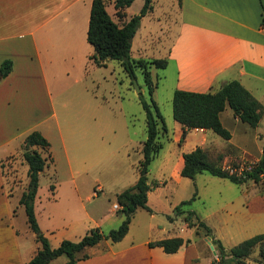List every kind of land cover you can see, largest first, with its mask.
Masks as SVG:
<instances>
[{
    "label": "crops",
    "instance_id": "1",
    "mask_svg": "<svg viewBox=\"0 0 264 264\" xmlns=\"http://www.w3.org/2000/svg\"><path fill=\"white\" fill-rule=\"evenodd\" d=\"M173 1L175 2L172 5H175L177 12L173 21L174 32L169 43L158 53L160 56L152 53L153 45L159 44L160 32L151 33L154 29L151 31L142 24L143 17L151 14L160 30V15L165 16L166 11L162 10L161 14L155 15V0H151V9L139 19V25L131 38L130 56L165 59L164 69L170 65L173 72L170 96L174 88L206 91L217 88L229 79H237L262 104L263 112L258 124L252 127L236 118L231 108L225 104L218 112L221 124L230 133L224 144H231L239 158L257 160L262 144L258 135L264 132V128L260 127L264 119V28L260 23L264 18V0ZM90 2L91 0H0V61L4 58H10L12 61L9 72L0 78V244H8L10 249L7 258L0 260V264L23 263L39 247L33 232V245L26 247L21 242L22 236L12 218L14 207L16 208L14 202H17L22 189L19 193H12L6 186L2 162L7 155L18 149L25 134L32 129H37L49 142V157L46 158L47 163L42 171L46 170V166L53 160L51 127L60 128L51 85L68 80L69 77L79 81L86 73L87 65H96L88 58L92 46L85 38ZM128 6L124 7L122 20H116L118 24L129 18H126ZM141 26L143 31H138ZM139 36L140 42L136 40ZM106 62L107 60L105 64ZM162 76H166L165 72ZM80 116L82 121L89 117V123H82L76 132L70 129L65 137L62 131H59L63 160L69 172L66 182L73 188L77 184L74 174L94 168L96 162L100 161L101 150L105 147L97 119L101 115H95L92 109L90 113ZM208 129L186 128L181 139L190 138L191 149L196 145L205 148L208 139H212ZM181 132V124L174 119L172 136L169 137L167 127L164 136L178 142ZM140 145L141 142L137 147L139 152ZM182 152V149H177L164 154L167 161L168 156H171V162L166 163L167 171H161L160 182L166 183L169 178L179 181L182 176L179 174L183 162ZM223 157L228 158L226 154ZM134 169L132 183L137 177L136 164ZM248 180L242 183H247ZM249 181L251 184L247 183L241 192L226 198L213 213L211 212L214 214L218 210H224L227 214L229 210L237 208L238 212L245 213L248 218L246 221L236 219L231 222L228 215H224L218 217V222L208 224L212 233L226 247L229 245L223 242L221 233L217 232L218 223L221 227L231 228L250 224L256 227L254 232L264 234V187L258 188L260 181ZM13 195L16 199L11 203ZM148 196L149 189L146 192V204L151 214L154 207L149 205ZM234 202L237 204H233ZM40 229L47 239V235L53 233V227ZM181 229L182 232H177L171 228L162 235L145 239L140 244L133 240L129 243L123 242L125 234L116 241L106 240L103 249H97L89 257L79 259L77 264H211L215 254H212L205 236L199 237L194 231V226H187L185 222ZM174 235L191 240L173 252H164L159 245L147 244L149 240ZM98 244L99 241L96 245ZM56 257L50 259L47 264ZM253 258L254 256H249L246 264H258ZM65 260L61 258L54 264H66Z\"/></svg>",
    "mask_w": 264,
    "mask_h": 264
},
{
    "label": "rangeland",
    "instance_id": "2",
    "mask_svg": "<svg viewBox=\"0 0 264 264\" xmlns=\"http://www.w3.org/2000/svg\"><path fill=\"white\" fill-rule=\"evenodd\" d=\"M111 1L104 0L106 11L115 21L117 19L122 20V17H118L114 13ZM174 2L173 0H155V15L161 14L162 10L166 11L165 16L160 15V30L157 27V21L151 14L146 15L142 20V24L146 25L147 28L149 27L151 31L154 29L151 33L160 32L159 44L152 47V53L157 57L160 56L158 53H161L169 43L174 32L173 21L177 14L175 5H172ZM141 4L142 0H132L126 8V18L138 13ZM164 17L167 18L164 19ZM140 30L143 31V26L138 29V31ZM140 38L139 36L136 40L140 42ZM157 48L159 49L158 52L156 51ZM147 69L150 72L152 83H154L151 93L148 92L141 67H133L134 77L131 78L115 59H107L103 66L87 65L86 73L79 81H74L69 77L68 80L65 79L56 85H51L53 102L58 113L61 130L55 126V129L51 127L50 141L53 160L46 166V170L39 172L33 199L34 213L39 228L53 227V233L47 235L51 246L57 245L63 238L75 240L92 226H98L103 233H107L109 229L115 228L120 222L122 213L118 206L113 207L112 204L117 203L116 193L132 183L135 164L141 155L137 151V147L146 136L144 112L138 100L139 96L148 101L151 96L170 132L169 137L172 136L171 129L174 119L171 115L169 92L173 81L172 68L170 65L164 69V67L151 64ZM163 72L166 74L165 77L162 76ZM92 109H94L95 115H101L97 119L102 130L105 147L101 150L100 161L96 162L94 168H90L87 172L74 174L77 183L74 185V189L72 185L66 182L69 172L63 160L59 131H62L63 136L70 129L76 132L82 123H89V117L82 121L80 115L90 113ZM260 127L264 128V119L260 123ZM158 132L161 134L158 135L159 140H161V147L150 160L147 171L148 203L154 207V210L151 214L150 210L142 207H137L134 210L128 224V230L125 236L123 235V242L129 243L133 240L140 244L145 239L166 233L171 228L174 231L182 232L183 215L174 213L171 206L190 197L193 191H195L194 197L182 206L185 210H192L194 215L207 225L218 222V217L221 218L224 215H228L231 222L236 219L239 221L248 219L246 214L238 212L237 208L229 210L227 214L224 213V210H218L214 214L211 212L213 213L223 203V200L241 192L247 183L251 184L249 181L251 179L241 185L202 171L193 178L181 176L179 181L169 178L166 183L160 182L161 171H167L166 163L171 162V156H168L169 161H167L164 154L177 149L187 151L191 149L192 144L190 138L180 139L178 142L165 138L160 127ZM207 132L212 139H208L204 149L211 159L217 160L224 168L239 172L241 168L252 162L245 158H239L236 150L224 144L226 141L224 138L210 129ZM263 134L264 132L261 135ZM262 139L263 137H260V141ZM22 150L23 145L21 143L18 149L7 155L2 162L3 172L6 175V186L12 193H19L25 186L24 169L26 164H23ZM39 150L45 158L49 157L48 148H39ZM220 154L221 157L218 158ZM224 154L227 155V159L223 157ZM262 179L258 183V188L264 187L262 184L264 183V173ZM50 184L53 185V189L50 188ZM15 199L16 197L13 195L10 200L11 203ZM14 203H16V208L14 207L13 223L20 231L23 246H31L35 241L31 235L32 230L26 222L23 207L17 202ZM233 204H237V202ZM168 220L171 222L169 223ZM218 225L217 232L221 233L223 242L229 246L256 233L254 232L256 227L250 224L235 228L221 227L219 223ZM208 226L210 227V225ZM226 229L230 231H226ZM197 235L199 237L206 236L201 228H199ZM106 240L108 239L102 238L99 240L100 244L87 247V257L92 255L95 250L103 249ZM9 251V245L1 243L0 260L7 258ZM256 253L257 249L254 247L249 256L255 257ZM61 258L66 259V256L60 254L50 264H54Z\"/></svg>",
    "mask_w": 264,
    "mask_h": 264
},
{
    "label": "trees",
    "instance_id": "3",
    "mask_svg": "<svg viewBox=\"0 0 264 264\" xmlns=\"http://www.w3.org/2000/svg\"><path fill=\"white\" fill-rule=\"evenodd\" d=\"M131 1L112 0L114 13L118 17H122L124 7L128 6ZM151 7V0H142L138 13L118 24L106 11L104 0H91L85 32V38L92 46L88 58L94 64L104 65L107 59H115L131 78L134 77L133 67H141L149 93L152 92L154 83H152L147 67L151 64L163 67L165 59L133 58L130 56V43L140 17ZM260 23L264 28V18ZM11 65L10 58H4L0 61V78L9 72ZM138 100L144 112L146 136L141 141V157L136 163L137 177L132 184L116 193L115 199L119 205L118 209L122 213V218L118 225L109 229L107 233H103L98 226H92L75 240L63 238L57 245L50 246L47 237L37 224L33 209L38 174L47 163L45 156L41 154L38 147L47 149L49 142L37 129H32L25 134L21 156L27 166L26 183L18 196L17 203L22 205L26 222L39 242V247L27 261L20 264H47L50 259L60 254L66 256V264H77L79 259L88 256L86 248L96 244L100 239L105 238L110 241L121 239L126 233L132 213L137 207L150 210L146 204V192L149 189L147 182L148 164L161 147L158 128L160 127L161 132H166V125L151 96L149 101L141 96L138 97ZM170 101L172 118L177 120L182 127L180 139L186 128L195 127L209 128L222 138L228 139L230 133L221 124L218 117V112L223 109L225 104L231 108L236 118L252 127L258 124L263 112L262 104L234 78L224 81L212 90L193 91L174 88ZM258 137H263L260 156L257 160L252 161L248 167L247 164L241 168L239 172L224 168L217 160L211 159L203 147L196 145L192 149L182 152L183 162L179 174L193 178L196 173L206 171L212 175L227 178L234 183H242L248 179L259 182L264 173V134H259ZM228 146L234 148L231 144ZM220 157L221 154L218 158ZM52 187L53 185L50 184V188ZM194 195L195 191L190 197L176 203L173 206V211L176 214L183 213V221L187 226H194L196 234L201 228L203 234L210 237L215 249V256L211 259V264H246V260L254 247L257 249V253L253 259L258 264H264V234L262 232L247 236L228 247L224 246L219 238L212 233L211 228L195 216L192 210L183 209L182 205L188 203ZM189 241L190 238L188 237L183 238L174 235L149 240L147 244L149 246L159 245L164 252H173L180 245Z\"/></svg>",
    "mask_w": 264,
    "mask_h": 264
},
{
    "label": "water",
    "instance_id": "4",
    "mask_svg": "<svg viewBox=\"0 0 264 264\" xmlns=\"http://www.w3.org/2000/svg\"><path fill=\"white\" fill-rule=\"evenodd\" d=\"M204 239H205L206 243L208 244V246H209V248H210L212 254H215V249H214V247H213V244H212L211 241H210V237H209L208 235H206V236L204 237Z\"/></svg>",
    "mask_w": 264,
    "mask_h": 264
},
{
    "label": "built area",
    "instance_id": "5",
    "mask_svg": "<svg viewBox=\"0 0 264 264\" xmlns=\"http://www.w3.org/2000/svg\"><path fill=\"white\" fill-rule=\"evenodd\" d=\"M250 163H251V162H250ZM250 163H249V164H250ZM249 164L247 165V167L249 166ZM112 206H113V207H117V206L119 207V205H118L117 203H113Z\"/></svg>",
    "mask_w": 264,
    "mask_h": 264
}]
</instances>
